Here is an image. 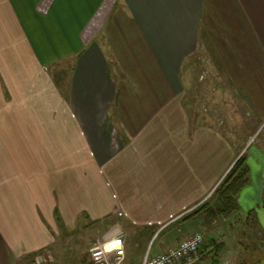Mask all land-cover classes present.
I'll list each match as a JSON object with an SVG mask.
<instances>
[{"label": "crops", "instance_id": "crops-1", "mask_svg": "<svg viewBox=\"0 0 264 264\" xmlns=\"http://www.w3.org/2000/svg\"><path fill=\"white\" fill-rule=\"evenodd\" d=\"M197 60L220 106L192 108ZM233 113L256 146L233 144ZM239 157L241 205L264 209V0H0V264L68 260L64 236L107 218L161 228Z\"/></svg>", "mask_w": 264, "mask_h": 264}, {"label": "rangeland", "instance_id": "rangeland-1", "mask_svg": "<svg viewBox=\"0 0 264 264\" xmlns=\"http://www.w3.org/2000/svg\"><path fill=\"white\" fill-rule=\"evenodd\" d=\"M200 57L201 55H199ZM196 63L185 67L181 72V83L186 88V95L190 96L189 100L192 108L203 109L201 99H203V94L207 96L208 93L209 97L206 102L208 108L210 109V100L216 101V105L220 106L225 99L229 98V93L220 86L218 81H208L207 77H209L210 71L205 70L199 62ZM185 84L188 86L186 87ZM230 109H233V106ZM219 113L221 117L225 115L223 111ZM233 114L235 130L240 131L238 135L232 136L233 144L238 148L244 145L248 146L245 143L250 137L251 142L248 143H251L252 147L256 146V143L260 142L261 134H258V132L251 134L249 121L235 113ZM252 186V182H249L241 190L237 197L236 210L227 216L217 215L215 210L219 202L216 195L212 194L203 201L206 202L205 208L207 207L210 213L201 211L189 220H181V217L180 219L177 217L161 228L151 226L141 230L138 226L128 225L127 228L121 227L120 232H117L115 231L118 230L117 228H105V225L112 223L111 218L89 224L86 228L78 230L77 234L64 236L62 239L64 253L69 259L65 260L66 257H64L62 261L57 262L51 259L49 264H74L76 257L82 260L83 264H88V249L102 242L109 235L114 236L118 233L122 234V242L125 248L128 249L127 255L130 258V264H140L145 254L153 255L167 246L173 247L193 230L202 235L203 244L208 243V239H212V244L221 246L219 253L212 258L206 257V251L200 253H204L205 257L202 259L199 256L200 254H197L198 259L195 264H251L264 252V209L256 208L254 203L253 206L250 203L247 204L246 209L241 205V198L244 194L249 193L252 198ZM261 201L264 202V192L261 194ZM115 220L121 221L124 218L115 217Z\"/></svg>", "mask_w": 264, "mask_h": 264}, {"label": "built area", "instance_id": "built-area-1", "mask_svg": "<svg viewBox=\"0 0 264 264\" xmlns=\"http://www.w3.org/2000/svg\"><path fill=\"white\" fill-rule=\"evenodd\" d=\"M122 234H115L104 243H97L88 249L91 264H122L124 250ZM203 237L198 231L186 234L173 247L167 246L153 255H144L140 264H195L196 251L201 246ZM43 257L37 253L30 264H42Z\"/></svg>", "mask_w": 264, "mask_h": 264}, {"label": "trees", "instance_id": "trees-1", "mask_svg": "<svg viewBox=\"0 0 264 264\" xmlns=\"http://www.w3.org/2000/svg\"><path fill=\"white\" fill-rule=\"evenodd\" d=\"M246 173L247 170L243 165V158L239 157L230 167L226 175L224 176L221 183L218 185L217 189L214 191L219 205L216 207V213L219 216H227L230 213H233L236 210V196L239 191L246 184ZM206 204L201 205L199 208L193 210L189 214L183 215L181 220H188L193 218L195 215L199 214L201 211L205 213H210L208 208H205ZM212 239H208V243L201 244L197 249L196 255L200 254L203 251H206V257L212 258L217 253H219L221 246L212 244ZM211 260V259H210ZM216 261V260H214ZM215 263V262H214ZM251 264H264V252L254 260Z\"/></svg>", "mask_w": 264, "mask_h": 264}]
</instances>
